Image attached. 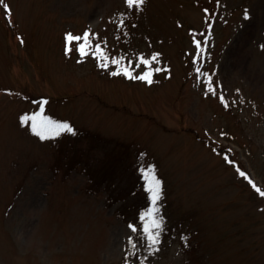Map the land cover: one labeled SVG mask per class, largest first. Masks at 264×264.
<instances>
[{"label":"rangeland","instance_id":"1","mask_svg":"<svg viewBox=\"0 0 264 264\" xmlns=\"http://www.w3.org/2000/svg\"><path fill=\"white\" fill-rule=\"evenodd\" d=\"M3 2L0 264H126L133 245L149 252L151 223L137 218L149 169L164 197L155 264H264V196L248 182L264 190V0ZM85 32L82 57V41L65 38ZM41 105L72 131L36 135L22 118Z\"/></svg>","mask_w":264,"mask_h":264},{"label":"snow or ice","instance_id":"2","mask_svg":"<svg viewBox=\"0 0 264 264\" xmlns=\"http://www.w3.org/2000/svg\"><path fill=\"white\" fill-rule=\"evenodd\" d=\"M217 2H219V0H217ZM126 3L128 5L129 8L135 7L136 9L141 8V6L144 3V0H126ZM0 5H3V7L5 8L6 12L8 10V6L6 4H4L3 0H0ZM244 18L248 19L249 15L247 10H245L244 13ZM123 20H121L118 24V27H122L123 26ZM66 45L71 44L73 41H82L81 43H78L77 46V50L80 52L81 56H85L88 54V50L92 48V45L90 43V38H89V33L85 32L84 35L82 37L80 36H73L71 33L66 35ZM196 43L197 48H200V43L198 41H194ZM66 51H71V48L66 47ZM94 55L97 56L98 59H101L103 61H105V63L102 66H107V56L104 53V51L100 48L99 45H96L95 47V51L93 53ZM153 60L156 59V56L154 55L152 57ZM111 63L113 64H119L120 61L117 59H112ZM140 63L143 64H148L149 61L140 60ZM195 63V61H194ZM197 72H199V69H196ZM155 71L159 72L161 71V69L157 68L155 69ZM121 74L120 71L114 72L113 75H119ZM123 75L128 76L130 79L135 78V79H140V80H145L149 83H151V71L145 72L143 75H140L138 77H132L130 72L128 71L127 68H125L123 70ZM210 77H208V80L210 81ZM212 89L209 87V91H211ZM220 100L222 103H225V99L223 96L220 97ZM225 106L227 107V103H225ZM27 121H31V126H32V130L36 135H39L41 139H45L47 138L44 135V132L48 131V132H54L55 134H59L60 132H71L72 129L67 125V124H53L52 121L46 119L43 116V105H41L40 111L36 112L35 114L31 115V116H26L22 118V123L27 122ZM144 175L146 177H148V191L151 193V199L153 204H155V202L159 199V194H160V182L159 180H157L155 178L154 175L151 174V170L149 169L148 171H146L144 173ZM239 175L241 177H244L247 179V177L245 176L244 172H239ZM250 184H252L253 188H255V190L261 195L264 196V190H261L259 187H257L255 184L252 183V181L249 179L248 181ZM147 216L151 217L153 215V212H148L146 214ZM159 223L156 222L155 220L152 221V227L158 229L159 228ZM145 233H146V239L148 241L149 247L154 246L158 241H157V237L156 235H154L150 230L149 227L146 225L145 229H144ZM133 247H135V245H133ZM143 264V262H142Z\"/></svg>","mask_w":264,"mask_h":264},{"label":"trees","instance_id":"3","mask_svg":"<svg viewBox=\"0 0 264 264\" xmlns=\"http://www.w3.org/2000/svg\"><path fill=\"white\" fill-rule=\"evenodd\" d=\"M261 153L262 154H264V148H262V151H261ZM146 172V170H141V176L142 177H145V178H147L146 180H142V182H141V184L142 185H144L146 188H148V177H146L145 175H144V173ZM153 175V174H152ZM100 183H102V184H104V182H100ZM95 184H97V183H95ZM98 184H99V182H98ZM104 186H106V188H109V183L107 184V185H105L104 184ZM161 190V189H160ZM161 198H163L164 199V197H160V194H159V199L155 202V204H153V202H152V199H151V193H149L148 194V198H147V204H145V209H144V211L142 212V213H140L139 214V216L137 217L141 222H145L146 220H147V223H151L150 225H149V230L154 234V235H156V237H158L159 236V233H160V228H158V229H156V228H153L152 227V221L153 220H155L156 222H158L159 223V225L161 226V224L163 223V221L161 220V218L163 217L162 216V211L160 210L162 207H161V202H162V199ZM153 212V215L151 216V217H149V216H147L146 214L148 213V212ZM165 215V214H164ZM141 216H142V218H141ZM144 218V219H143ZM159 226V227H160ZM132 233H133V237H135V238H138V235H139V229H137L136 227H135V225L133 224V228H132ZM165 237H162V239H164ZM131 241V240H130ZM132 242V241H131ZM133 243V242H132ZM165 243V242H164ZM163 243V244H164ZM133 244H135V243H133ZM156 245V244H155ZM154 245V246H155ZM154 246H152L151 248L153 249L154 248ZM160 248H163V247H160ZM160 248H158L156 251H155V254L159 251V249ZM152 249H150V250H148L149 252H147V251H142L141 249L138 251V250H136V246H135V249L134 248H129L128 249V251L125 253V255H124V259H125V262H126V264H131L132 263V258L134 257V256H136V254H138L137 255V257L139 258V260L140 259H142V262H143V264H155V263H157V261H159L161 258H162V256H165L163 253L161 254V252H159L160 254H158L154 259L151 257V251H152ZM148 253V254H147ZM145 254H147L146 255V259H144L145 258ZM142 262L140 263V264H142ZM184 264H188V259H185V262H184Z\"/></svg>","mask_w":264,"mask_h":264}]
</instances>
